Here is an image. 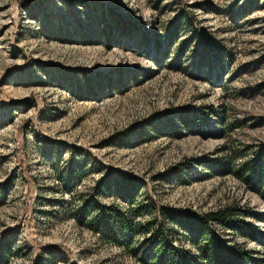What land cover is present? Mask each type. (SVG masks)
I'll return each instance as SVG.
<instances>
[{
    "label": "rangeland",
    "instance_id": "374dc122",
    "mask_svg": "<svg viewBox=\"0 0 264 264\" xmlns=\"http://www.w3.org/2000/svg\"><path fill=\"white\" fill-rule=\"evenodd\" d=\"M263 155L264 0H0L4 264H149L157 208L223 206L210 232L264 264Z\"/></svg>",
    "mask_w": 264,
    "mask_h": 264
},
{
    "label": "trees",
    "instance_id": "16d2710c",
    "mask_svg": "<svg viewBox=\"0 0 264 264\" xmlns=\"http://www.w3.org/2000/svg\"><path fill=\"white\" fill-rule=\"evenodd\" d=\"M147 207L148 206H146V208ZM146 208L143 206L144 210ZM112 214L117 218L118 226L116 228L109 227V221L106 223L102 212L96 215V224L100 226L99 233L101 235L115 240L118 239L117 234L126 230L130 222L122 218L118 212H113ZM237 214L238 212L236 209L230 206H223L216 210H210L198 216H185L175 212L172 213L165 208H157L156 216L153 215L152 218L145 223V226L150 229L153 224L157 225L155 229L150 230L151 234L149 238L151 240H156L158 245L154 250L153 258H151L149 264H195L192 259H190L188 253H185L181 247L172 245L174 239L172 237V232L169 228H165L162 219H165V221H176L179 225L187 224V226L195 232L193 241H197V239L202 236L203 240L196 242V248L198 255L208 264H238L239 261L236 256L221 246L217 236L209 230V227L215 224L223 228H233L236 230L239 227L236 220ZM149 225L151 226L149 227ZM163 231H168L166 235L170 236H164ZM0 260V264H4L3 259L0 258Z\"/></svg>",
    "mask_w": 264,
    "mask_h": 264
}]
</instances>
